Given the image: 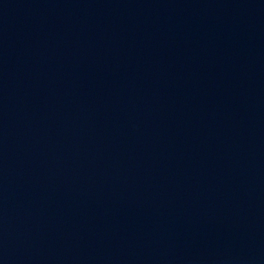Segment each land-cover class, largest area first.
Masks as SVG:
<instances>
[{
    "label": "water",
    "instance_id": "water-1",
    "mask_svg": "<svg viewBox=\"0 0 264 264\" xmlns=\"http://www.w3.org/2000/svg\"><path fill=\"white\" fill-rule=\"evenodd\" d=\"M0 264H264V0H0Z\"/></svg>",
    "mask_w": 264,
    "mask_h": 264
}]
</instances>
